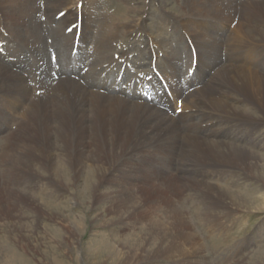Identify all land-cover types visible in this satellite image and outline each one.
<instances>
[{"label": "bare ground", "instance_id": "1", "mask_svg": "<svg viewBox=\"0 0 264 264\" xmlns=\"http://www.w3.org/2000/svg\"><path fill=\"white\" fill-rule=\"evenodd\" d=\"M78 1L0 0V26L3 28L0 43H4L2 46L5 48V54H0V104H29L23 116L24 124L12 136V148L6 153L8 161L0 173V187L4 190L0 198V218L20 219L22 209H30L36 218L40 217L39 204L33 196L22 191L24 187L39 193L44 187L59 190L83 179L80 184L85 187L109 185L117 189L107 197L111 199V210L119 213L122 219L124 213L130 212L151 222L142 243L147 246L155 240L157 252L152 250L146 254L145 251V256H156L160 252L172 256L187 253L191 254L190 261L194 262L197 259V239L189 230L182 211L174 204L175 191L162 196L172 218L167 222L169 224L162 225L152 222L150 217L153 216L147 207L139 204L142 197L127 188L172 187L179 189L181 195L183 190H193L201 220L212 228L217 227L218 231L226 230L220 220L226 214H232L230 223H236L238 219L235 217L240 218L248 208L258 207L250 206L254 199L228 191L217 181L230 180L237 173L249 176L263 166V156L252 149L255 146L252 144L260 141L255 135L259 121L249 118L250 112L233 101L251 103L261 113L260 120L264 122V78L247 67V61L254 57L264 59V35L254 36L259 28H264V2L189 0L192 9L186 14L192 20L201 19L204 23L208 22L207 19L198 17L208 15L213 8L224 14L225 8L233 5H239V8L232 15L231 11L226 12L223 23L227 27L225 37L210 35L207 27L195 26L194 30L185 27L184 35L191 40L193 47L219 48L218 54H223L227 61L223 63L225 58H221L206 73L199 66L197 53L199 60L194 73H201L204 77L199 84L187 81L185 90L177 88L178 81H169V75L165 77L169 81L168 91L164 90L162 97L169 100L168 103L183 105L184 113L176 117L168 114L169 104L155 107L127 100L118 94L98 93L90 89L93 83L88 79L82 82L69 75L79 74L80 68L76 69L75 65L80 64V60L69 55L73 34L66 35L63 30L75 22ZM93 2L85 0L81 8L77 58L83 56L88 28L92 26L91 20L96 19ZM127 11L116 21L113 19L107 23L109 28L104 26L107 32L100 41L93 43L96 57L116 48L121 39L118 37L129 36L139 29L142 12L129 19ZM39 12L47 17L53 12L54 18L58 12L63 13L59 18L62 32L58 37L66 51V65L61 67L55 84L47 81L38 83L35 74L31 73L40 62L34 55L41 40L38 24L34 22ZM121 17L128 21L120 28L118 21L123 20ZM51 22L55 20L51 19ZM231 22L235 25L228 30ZM4 32L7 37H4ZM22 48L34 52L35 60L30 61L35 62L27 70L25 66L29 65L19 58ZM242 50L246 51L245 55L238 54ZM104 56L105 62L114 64ZM83 58L85 62L86 57ZM254 64L256 62H252V67ZM120 69L121 66L118 71ZM87 74L89 71L83 76ZM37 89L40 94L36 93ZM109 89L114 91L113 87ZM232 137L243 140L250 148L229 141ZM67 168L72 175L66 171ZM95 199L101 201L100 197Z\"/></svg>", "mask_w": 264, "mask_h": 264}, {"label": "rangeland", "instance_id": "2", "mask_svg": "<svg viewBox=\"0 0 264 264\" xmlns=\"http://www.w3.org/2000/svg\"><path fill=\"white\" fill-rule=\"evenodd\" d=\"M79 1H82V4L85 2V0ZM93 1L94 9L96 10L94 17L96 19L92 17L94 20H91L92 26L88 28L87 39L84 43L85 46H83L86 50L83 53V56L86 57L85 62L91 61L92 55H94V52L88 56H86V53L92 50L94 44L102 39V35L109 28L107 20L110 16L107 14V20L102 19L101 12L99 13V10H97L100 7L99 2H102V5L107 4L109 9L113 10L118 16H122L128 10L127 15H129V19L131 17L133 19L135 16H139L142 11H145L142 14L143 20L145 19L143 28L150 29L152 37L154 31L157 34L160 31L156 25L157 23L159 26L162 25L159 20L162 18V10L170 13L168 14L170 15L169 17H173V21L170 19L172 24L178 21L179 25H187L185 27H188L190 30H194L195 26L207 27L210 35L220 38L225 37L227 27L223 23L226 19V12L231 11L232 15L239 8V5H233L228 9L225 8V14L213 8V10L209 11L208 15L198 17L206 18L208 22L204 23L201 19L194 21L189 14H186L190 13V9H192L189 0ZM236 1L234 0V2ZM40 6L42 9V4ZM210 7L208 6L207 8ZM234 10L235 12H233ZM42 12H39L35 16L36 18H34V22L38 24L39 38H41L38 52L34 54L33 51H28L32 57L34 54L40 60L45 58L47 52L44 50L46 45L44 43L45 37L43 31L44 25H46L51 33L53 30V38L48 33L49 40L53 44L55 43L58 57L62 63L61 67H63L66 65V51L58 37L62 32L59 27V19L57 24L54 22L50 23L53 16L51 15L46 19V16L41 17ZM174 18H177V21ZM113 19H109L108 23H111ZM122 19L124 20L125 17ZM166 19L168 20L167 17ZM123 20L119 19V21ZM113 21H116V19ZM125 21L127 22L128 20L126 19ZM234 25V22H231L228 30L233 29ZM210 27H215V29ZM147 32L150 33L149 31ZM258 34L264 35V28H259L254 36ZM56 37H58V40ZM22 49L24 50L25 48ZM218 49L216 47L206 48L197 46L198 56L205 65L203 72L208 73L209 68L223 58L220 56V52L218 54ZM238 54L245 55L246 51L242 50ZM76 56L77 54L72 58L78 60ZM83 56H79L80 63H85ZM46 57L48 58V55ZM23 60L27 64L30 61V59ZM225 61H227V58L224 59L223 63ZM252 62H256L253 67ZM164 63L168 69L163 68V71L166 76L169 75L171 77L169 81L172 80V83L178 81L179 85L177 88L181 87L185 90L187 81L190 80L193 83L197 82L199 84L204 77L201 73H194L191 76H180L179 60L171 53H166ZM50 66V63L47 65V62H45V65H43V62H39L35 67L36 70L39 68L44 69L42 72L43 78L38 83L47 81L48 84L50 82L55 84L56 80H52ZM247 67L255 70L258 76L264 78V59L254 57L252 60L247 61ZM48 68L50 70L46 71ZM77 75L79 76V74ZM134 76L136 77V75ZM83 77L86 78V75ZM84 80L86 81L87 79ZM94 86L95 84L93 83L90 89L95 90ZM99 86L102 87L103 85ZM105 87L108 90V94H118L127 100L138 101L139 103L155 107L162 106V104L172 106V103H168L169 100H165L164 97H162V101L160 102L149 103L136 96L134 97V94L126 93V90L123 88L114 89L113 91L109 89L108 85H105ZM37 90L36 93L40 94L41 91ZM129 95L133 97L131 98ZM233 103L248 110L250 115H245L249 118L258 119L259 121V124L255 128V135L260 138V141L252 144L255 145L252 149L257 155L263 156V166L261 165L257 169V172L249 174V176L237 173L233 174L230 180L217 181V183L227 188L228 191L237 192L246 198L254 199L250 206H258L257 208H248L246 212L240 213V218L235 217V219H238L236 223H230L233 216L232 214H226L220 219L226 230L218 231L217 227L212 228L210 224L206 225L201 220L198 213L199 205H197L196 195L193 190H183L182 196L179 189L172 187L160 189L158 187L151 188L150 186L144 188L133 186V188H127L128 190L136 191L142 197L139 199V204L147 207L146 210L153 216L150 217L152 222L162 225H167L169 224L167 222H171L172 220L167 212L168 208L165 207L167 201L162 196L170 194L169 191L172 193L175 191L174 204L178 210L182 211V216H184L189 230L197 239V259L194 262L190 261L189 256L191 254L189 255L186 252L185 255L178 253L175 256L164 255L161 254L162 252L156 254V256H145V251H147L146 254L152 250H156L154 253L157 252L155 240L147 244V246L142 243L146 236L144 234H147L150 226L149 223L151 222L140 218L138 215L133 216V213L130 212L128 214L124 213L125 217L122 219L118 216L119 213L111 210V199L107 197L109 196L108 194H111V191L117 192V189L109 185L85 187L80 184L82 179L79 181L80 183L60 188L61 192L53 187H44L38 191L39 193L35 192L32 188H22V191L26 195L29 194L36 199L39 204L40 217L36 218L30 209H22L20 219L16 217L9 219L5 217L0 218L3 219V221L0 220V264H196V262L197 264H264V180L262 179V176H264V122L260 120L261 113L255 110L251 103L241 102V100H234ZM178 104L181 107L180 113L175 114L174 112ZM28 106L29 104H0V173L4 171V165L8 161L6 153L12 148V136L24 124L23 116ZM170 108L168 109V114H173L176 117L184 113L182 103L178 102ZM229 141H233L239 145L243 144L250 148L246 142L239 138L232 137ZM66 171L69 174L72 173L68 168ZM37 178L42 180V177H39V175H37ZM2 189L0 187V198L4 192ZM142 189H146L150 193H145ZM33 193L35 194L33 195ZM146 195H148L147 198H145ZM101 196L104 197L102 198ZM96 197H100L101 201L98 202L95 199ZM45 203L46 205H44ZM21 222L23 226L20 224ZM189 251L193 250L190 249Z\"/></svg>", "mask_w": 264, "mask_h": 264}]
</instances>
